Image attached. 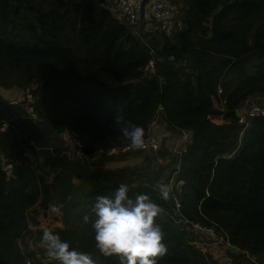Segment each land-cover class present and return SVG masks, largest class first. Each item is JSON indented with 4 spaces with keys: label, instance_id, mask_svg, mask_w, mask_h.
I'll use <instances>...</instances> for the list:
<instances>
[{
    "label": "trees",
    "instance_id": "trees-1",
    "mask_svg": "<svg viewBox=\"0 0 264 264\" xmlns=\"http://www.w3.org/2000/svg\"><path fill=\"white\" fill-rule=\"evenodd\" d=\"M111 1L0 0V87L32 88L36 114L0 101V118L13 126L0 131V264H45L44 245L22 252L19 241L42 240V230L31 231L33 208L53 203L61 240L95 264H121L96 249L91 212L121 184L164 209L157 223L167 252L158 264H264V117L237 121L245 102L264 98V0H169L182 24L171 34L120 21ZM157 119L172 134H191L184 150L156 170L149 161L110 168L127 156L105 155L129 140L122 129L140 126L145 137ZM64 132L93 160L71 159ZM25 152L54 172L50 181ZM155 156L169 152L162 145ZM167 169L180 184L165 201L156 184ZM193 224L227 244L196 246Z\"/></svg>",
    "mask_w": 264,
    "mask_h": 264
},
{
    "label": "clouds",
    "instance_id": "clouds-1",
    "mask_svg": "<svg viewBox=\"0 0 264 264\" xmlns=\"http://www.w3.org/2000/svg\"><path fill=\"white\" fill-rule=\"evenodd\" d=\"M121 117L116 116L119 124ZM123 135L130 140V147L142 150L145 147L144 129L140 126H126ZM160 198L167 201L172 188L161 183L158 186ZM129 187L121 184L111 196H97L91 212L95 217L92 228L96 249L106 257L118 256L121 264H158L167 252L164 233L157 223L164 209L153 202L150 196L129 195ZM54 212L59 209L53 208ZM85 222L88 217L85 216ZM48 261L55 264H95L93 258L84 252L71 248L58 234L45 229L42 234Z\"/></svg>",
    "mask_w": 264,
    "mask_h": 264
},
{
    "label": "built area",
    "instance_id": "built-area-1",
    "mask_svg": "<svg viewBox=\"0 0 264 264\" xmlns=\"http://www.w3.org/2000/svg\"><path fill=\"white\" fill-rule=\"evenodd\" d=\"M145 0H114L113 7L111 11L115 14L116 18L122 22L127 23L131 27L137 28L141 24L144 29L149 31L162 30L167 34H171L177 29H181L182 24L179 15V8L172 4L169 0H149L144 3ZM147 6V9H145ZM153 63L150 61L146 66L145 70L150 71L153 69ZM32 88H27L22 94V98L19 101L18 105L23 111V116L25 118L36 120V114L34 111L35 106V97L31 91ZM222 92L221 88L218 87L217 93L220 95ZM251 105V106H247ZM264 117V106L261 103L258 104H247L243 105L239 113H237L238 123L247 126L249 119ZM158 125L156 121H153L148 127V132L145 139V147L142 150H134L130 147V140L123 142L121 145H118L114 148L108 149L105 152V155L111 156L116 154H128V153H152L155 155L158 150L161 148L160 139L156 135L158 130ZM8 128H13L12 124L6 118H0V131H5ZM183 136L186 133L182 132ZM63 137V136H62ZM65 142L67 141L64 137ZM68 144H71V154L67 155L71 159L77 160H89L92 161L93 158L87 156L81 150V143L77 139L70 138ZM175 205L178 207L177 199L174 198ZM192 229L197 231H206L212 233L214 229L206 228L198 224H193ZM45 264H50L47 260H44ZM23 264H33L32 260L29 257H25ZM51 264H55L51 262Z\"/></svg>",
    "mask_w": 264,
    "mask_h": 264
},
{
    "label": "rangeland",
    "instance_id": "rangeland-1",
    "mask_svg": "<svg viewBox=\"0 0 264 264\" xmlns=\"http://www.w3.org/2000/svg\"><path fill=\"white\" fill-rule=\"evenodd\" d=\"M113 1L114 0H112L110 2V8H112L114 5ZM175 5L178 8H180V5H178V4H175ZM145 9H147V11H148L147 6H145ZM179 21H181V20H179ZM248 42L251 43V37L250 36L248 37ZM33 86H35V85H33ZM0 89L10 90V91H13V93L14 92H22V94H23V92H24V89L17 87L15 84H11V85H8L6 87H0ZM2 102L3 101H1V103ZM6 102L7 101H4V103H6ZM258 103H261V105L264 106V98H255V99H252V100L247 102V104H258ZM247 106H251V105H247ZM156 124L158 126H160L161 122L157 119ZM164 131L166 134H169V135L167 137L160 139L161 146L163 145V148L164 149L166 148V150L169 149L167 151L170 152L172 155H178L179 150L183 149L184 145L187 143V138L185 136H183L182 133L181 134H175V133L172 134L170 132H167V130H164ZM62 136L67 140L66 143L68 144V142L70 141L69 134L67 132H64L62 134ZM66 152L71 154L70 148H67ZM26 153H27V155L24 154L25 158L28 160V162H30V164L33 167V170L38 174L41 173V175L46 180L50 181L52 179V176H53V173H51L52 171L47 170V169H44L41 171V168L39 166V162L36 160L35 156L31 152H26ZM28 153L30 154L29 155L30 157L28 156ZM117 155H119V154H117ZM120 155H127V156L117 157L116 158L117 163H110V168H114V167L116 168L119 165H120L119 168H121L122 166L129 165V164L132 166L135 162L142 163L140 165H143L149 161L153 165L152 169L156 170L158 167H160L159 165H164L166 163L171 162V158H172L169 156L165 157V158H161L159 156L153 155L152 153H144L138 157L137 156H131V153L120 154ZM135 157H137V158H135ZM29 159H31V160H29ZM170 171H171L170 169H167V170H164L162 172L161 178L157 182L156 186L161 184V183H165V182H168L167 184L170 185L172 188L179 186L180 183H178V184L175 183L173 176L172 177L170 176L171 175ZM75 183H76V181H75ZM53 208L59 209V212H54L52 210ZM33 210L35 212V217L42 218V221L44 222L43 225H45V227H49L50 229L51 228L55 229V227L57 228L56 224L58 221H60V223H59L60 225L58 227H62L61 217H59V215H61L60 205H56L55 203L51 204V206L49 207L50 212H47V213L41 212L40 210H38V207L33 208ZM54 229H52V230H54ZM194 231H195V229H194ZM196 233H197V235L194 236L193 242L198 247H201L203 245H207L211 241H221V242L226 243V239L224 238V236L221 233L216 232L215 230L212 233L206 232V231H198ZM37 243H38V241L35 239V236L33 235V236H28V237L24 238L23 240L19 241V246H20L22 252H24L25 250H28L30 248L35 247V245H37ZM39 249L40 248H38V250Z\"/></svg>",
    "mask_w": 264,
    "mask_h": 264
},
{
    "label": "crops",
    "instance_id": "crops-1",
    "mask_svg": "<svg viewBox=\"0 0 264 264\" xmlns=\"http://www.w3.org/2000/svg\"><path fill=\"white\" fill-rule=\"evenodd\" d=\"M150 72H152V69L150 70ZM21 98H22V92H14L13 93V91H10V90L0 89V100L3 101L2 103L5 104V105H12V104H17L18 105V103L21 100ZM4 101H7V102L4 103ZM160 126L158 127V130L156 132V135L158 136L159 139L164 138V137H167L169 135V134H166L165 133V131H164L165 129L162 127L163 125L161 124ZM190 136H191L190 133H186L185 134V137L187 138V144L190 141ZM185 145H184V148H185ZM160 146H161V143H160ZM184 148L183 149H180L179 152L180 151H183ZM167 150H169V149H167ZM173 156L174 155H172L169 152V157H173ZM51 173H53V175H54V172L53 171ZM41 212L47 213V212H50V210L48 209L47 211H41ZM61 215H62V212H61ZM61 215H59V217H61ZM35 219L37 220L38 225L35 226V227H31V231L32 232H35L36 230H42V232H43L45 229H48L49 228V227H45V225H43L44 222L42 221V218L35 217ZM61 222H62V220H61ZM59 223H60V221L57 222V224H56L57 227L60 225ZM52 229H54V228H51V229L49 228L48 230L53 231ZM42 245H43V243H42V240H41V241H38V243H37V245H35V247L30 248V249H34L35 252H38V248H40ZM44 260L45 261L48 260V257L46 256V254H45V258L43 259V261Z\"/></svg>",
    "mask_w": 264,
    "mask_h": 264
},
{
    "label": "water",
    "instance_id": "water-1",
    "mask_svg": "<svg viewBox=\"0 0 264 264\" xmlns=\"http://www.w3.org/2000/svg\"><path fill=\"white\" fill-rule=\"evenodd\" d=\"M158 113L161 114V113H162V109H159V110H158ZM183 132H184V133H187L186 131H183ZM25 154L27 155L26 152H25ZM29 155H30V154L28 153V156H29ZM29 157H30V156H29ZM29 160H31V159H29ZM229 250H230L231 253H234V254L239 253V249H237L236 247H230Z\"/></svg>",
    "mask_w": 264,
    "mask_h": 264
}]
</instances>
